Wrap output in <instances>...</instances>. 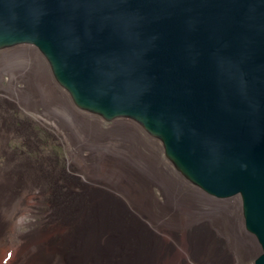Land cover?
<instances>
[{
  "label": "bare ground",
  "instance_id": "6f19581e",
  "mask_svg": "<svg viewBox=\"0 0 264 264\" xmlns=\"http://www.w3.org/2000/svg\"><path fill=\"white\" fill-rule=\"evenodd\" d=\"M33 48L0 40V83L11 74L0 90V259L15 247L11 264L256 263L263 250L241 195L204 189L166 133L82 101L53 57ZM6 107L61 132L66 169L41 151L34 122ZM17 137L30 154L11 148Z\"/></svg>",
  "mask_w": 264,
  "mask_h": 264
},
{
  "label": "water",
  "instance_id": "95a60500",
  "mask_svg": "<svg viewBox=\"0 0 264 264\" xmlns=\"http://www.w3.org/2000/svg\"><path fill=\"white\" fill-rule=\"evenodd\" d=\"M0 40L52 56L82 101L145 119L264 264V0H0Z\"/></svg>",
  "mask_w": 264,
  "mask_h": 264
},
{
  "label": "rangeland",
  "instance_id": "374dc122",
  "mask_svg": "<svg viewBox=\"0 0 264 264\" xmlns=\"http://www.w3.org/2000/svg\"><path fill=\"white\" fill-rule=\"evenodd\" d=\"M31 47H34V46H31ZM28 48V47H27ZM26 49V48H25ZM35 49V51H37L39 54H41L42 56H44L42 53V50H38L37 48H33ZM25 57H19L17 59H15L14 61V65L16 66H21V65H26V58L24 59ZM21 59V60H20ZM23 59V60H22ZM19 60V61H18ZM16 62V63H15ZM22 62V63H21ZM15 67V66H14ZM8 79V80H7ZM10 79H11V74H6L2 77V81L0 83V90H4V91H8L9 89V86H10ZM5 80V81H4ZM2 85H3V89L2 88ZM21 84H18L17 88H22V85L19 86ZM6 86L8 88H6ZM2 100V101H1ZM0 97V102H3L5 103L4 101H8V99L4 100ZM8 109V110H7ZM11 110H13L11 112ZM19 109H12L10 107H6L5 108V113H8L10 115H15L16 116V119L21 122L22 121H30L31 123H33V125H35V128H36V131H38V136L40 138V141H39V146L41 148V151L46 154V155H49L51 156L52 158H55L57 159L58 161H60V165L61 167H64V169L67 168L66 166V160L67 157H68V150H69V147L68 145L64 142V139L62 137V134H60L58 131L57 132H54L50 129V126H51V123L45 121V124H47V126L49 127H45L42 122L40 120H43L42 117L40 116L39 113H33V112H30V111H27V110H23V109H20V111H18ZM23 110V111H22ZM7 111V112H6ZM9 111V112H8ZM2 112V111H1ZM20 112V113H19ZM4 113V112H3ZM13 115V116H14ZM19 117V118H18ZM21 118V119H20ZM24 118V119H23ZM32 119V120H31ZM33 121V122H32ZM19 125V123H18ZM57 133V134H56ZM56 134V135H55ZM60 136V138H59ZM24 137H17V138H14L11 142H10V146L12 149H15V150H21V152H25V153H29L28 152V146H27V142L26 140L23 139ZM41 143V144H40ZM42 145V146H41ZM66 145V146H65ZM30 154V153H29ZM40 215H36V219L37 220H40L41 219V216L39 217ZM40 219H38V218ZM30 219V218H29ZM27 219V220H29ZM15 253H16V248L13 247L12 249L10 248L9 251L4 254L6 256L3 255L4 258L1 257L0 259V264H11L13 262V259L15 257Z\"/></svg>",
  "mask_w": 264,
  "mask_h": 264
}]
</instances>
